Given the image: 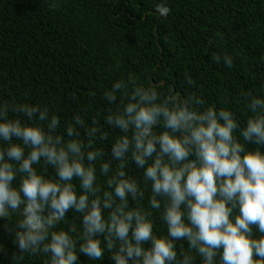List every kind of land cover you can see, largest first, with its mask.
Listing matches in <instances>:
<instances>
[{
	"label": "clouds",
	"instance_id": "clouds-1",
	"mask_svg": "<svg viewBox=\"0 0 264 264\" xmlns=\"http://www.w3.org/2000/svg\"><path fill=\"white\" fill-rule=\"evenodd\" d=\"M153 6L169 12L167 0ZM213 60L233 66L227 53ZM100 97L103 113L65 121L46 105L0 101V222H11L13 264H264V82L241 93L243 125L230 108L133 73Z\"/></svg>",
	"mask_w": 264,
	"mask_h": 264
},
{
	"label": "trees",
	"instance_id": "trees-1",
	"mask_svg": "<svg viewBox=\"0 0 264 264\" xmlns=\"http://www.w3.org/2000/svg\"><path fill=\"white\" fill-rule=\"evenodd\" d=\"M157 2L59 0L50 10L44 0H0V101L46 105L62 121L83 108L90 119L106 108L101 91L133 73L165 93L195 92L230 108L243 125L241 93L258 94L264 82V0H167L166 16ZM224 53L233 57L231 68L213 60ZM10 226L0 222V264L18 254ZM43 260L25 256L22 264Z\"/></svg>",
	"mask_w": 264,
	"mask_h": 264
}]
</instances>
